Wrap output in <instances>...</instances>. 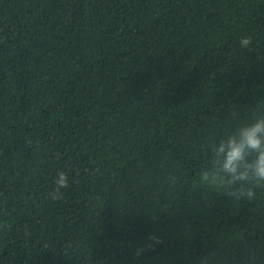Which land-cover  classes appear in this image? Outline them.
Instances as JSON below:
<instances>
[{"label":"trees","instance_id":"trees-1","mask_svg":"<svg viewBox=\"0 0 264 264\" xmlns=\"http://www.w3.org/2000/svg\"><path fill=\"white\" fill-rule=\"evenodd\" d=\"M261 118L264 0H0V264H264Z\"/></svg>","mask_w":264,"mask_h":264},{"label":"clouds","instance_id":"clouds-1","mask_svg":"<svg viewBox=\"0 0 264 264\" xmlns=\"http://www.w3.org/2000/svg\"><path fill=\"white\" fill-rule=\"evenodd\" d=\"M250 44L251 39L247 37L240 41L241 47L246 48ZM215 155L219 172L224 173L230 183L254 181L260 185L264 182V118L239 129L237 134L230 136L215 149ZM208 177L209 173L205 172L203 178ZM67 186V176L60 172L55 193ZM151 239L159 243L158 237L153 236Z\"/></svg>","mask_w":264,"mask_h":264}]
</instances>
